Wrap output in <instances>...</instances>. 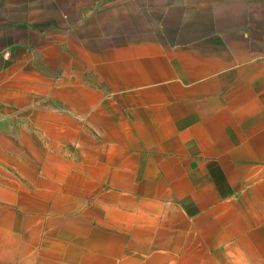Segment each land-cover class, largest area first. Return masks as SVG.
I'll list each match as a JSON object with an SVG mask.
<instances>
[{
  "label": "crops",
  "instance_id": "0c3cea01",
  "mask_svg": "<svg viewBox=\"0 0 264 264\" xmlns=\"http://www.w3.org/2000/svg\"><path fill=\"white\" fill-rule=\"evenodd\" d=\"M0 259L264 264V0H0Z\"/></svg>",
  "mask_w": 264,
  "mask_h": 264
},
{
  "label": "rangeland",
  "instance_id": "374dc122",
  "mask_svg": "<svg viewBox=\"0 0 264 264\" xmlns=\"http://www.w3.org/2000/svg\"><path fill=\"white\" fill-rule=\"evenodd\" d=\"M14 262H10V261H3L2 259H0V264H13Z\"/></svg>",
  "mask_w": 264,
  "mask_h": 264
}]
</instances>
